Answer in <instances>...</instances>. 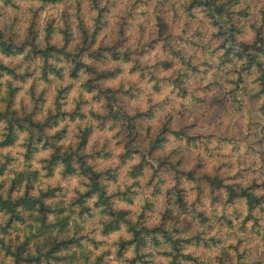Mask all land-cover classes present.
Segmentation results:
<instances>
[{
    "label": "clouds",
    "instance_id": "1",
    "mask_svg": "<svg viewBox=\"0 0 264 264\" xmlns=\"http://www.w3.org/2000/svg\"><path fill=\"white\" fill-rule=\"evenodd\" d=\"M0 264H264V0H0Z\"/></svg>",
    "mask_w": 264,
    "mask_h": 264
}]
</instances>
